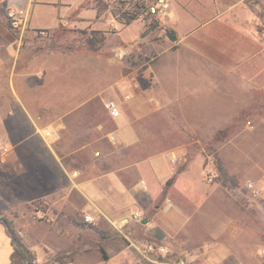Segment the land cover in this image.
Wrapping results in <instances>:
<instances>
[{
    "label": "crops",
    "instance_id": "crops-1",
    "mask_svg": "<svg viewBox=\"0 0 264 264\" xmlns=\"http://www.w3.org/2000/svg\"><path fill=\"white\" fill-rule=\"evenodd\" d=\"M151 1L0 0V81L2 74L8 73L7 87L13 88V101L20 102L32 119L49 113V127L39 131L69 128L70 119L95 117L87 114L85 106L102 99L106 104L114 102L119 115H111V134L117 143L112 151L93 160L94 166L102 164L108 169L91 176L78 169L70 175L73 184L67 181L62 186L54 205L64 209L70 193L83 201L88 198L92 205L84 213H92L94 223L101 216L112 222L109 214L117 216L126 210L128 215L118 223L120 229L138 222L131 217L139 205L143 219H148L147 224L141 223L143 219L139 222L146 239L167 244L171 250H183L192 246L189 241L193 223V212L186 209L183 201L193 200L197 211L204 215L201 206L215 187L204 181L203 157L180 159L188 151L186 139L191 135H211L215 126L244 114L250 100L228 89L232 80L249 93H264V24L258 21L256 5L248 0H171L167 16L143 17L140 11ZM9 10L24 15L22 32L9 27ZM65 28H91L110 34L105 38L106 45L102 43L98 50L69 49L62 40H50L51 46H35L36 30L45 29L55 35ZM168 31L175 39L169 37ZM19 81L34 93L26 97L19 92ZM41 86L47 89L43 99ZM214 94L223 101L227 113V122L222 124L213 123L201 110L207 106V96ZM34 102L57 103L59 107L42 105L34 111ZM152 124L157 125L160 135L185 137V141L165 138L166 143L155 148L158 153L133 164L138 177L129 184L121 178L118 168H112L117 159L114 153L121 148L141 147L143 136L153 134ZM0 137L11 146L10 140ZM26 147L32 155L37 152L35 157L42 166L59 164L65 168L62 160L66 156H52L51 150L42 145ZM43 176L36 175L31 180ZM148 189L151 199L162 198L150 212L139 203V197ZM11 199L19 206L25 201L17 196ZM120 208L124 209L119 211ZM83 222L94 224L85 222L84 214ZM5 231L8 234L6 226ZM209 246H203L199 256L190 251L189 264H226L225 250L221 253Z\"/></svg>",
    "mask_w": 264,
    "mask_h": 264
},
{
    "label": "rangeland",
    "instance_id": "rangeland-1",
    "mask_svg": "<svg viewBox=\"0 0 264 264\" xmlns=\"http://www.w3.org/2000/svg\"><path fill=\"white\" fill-rule=\"evenodd\" d=\"M248 1L256 5L258 21L264 24V0ZM93 32L97 33V38L102 34H110L109 31L100 32L91 28H65L60 29L58 34L51 35L48 30L39 29L35 31V46L42 48L51 46L50 40H62L69 49H88L87 38ZM106 41L107 39L103 46ZM21 46H25L24 40ZM2 75L0 135L10 140L12 151L7 162L0 163V215L21 240L25 239V242L22 240L25 246L35 253L36 259L32 264H155L143 257L133 245L144 246L152 242L146 239L139 221L126 224L120 229L118 223L120 218L128 215L126 210L124 214L117 216L109 214L112 222L101 216L96 223L86 224L83 222V214L90 210L87 206L92 205L88 198L84 197L83 201L75 193H70L64 209L54 205L62 193V186L67 181L68 184H73L70 175L77 173L78 169L85 176L108 169L102 164L97 165L98 167L93 164L95 158L112 151L117 143L115 139H109L113 123L107 101L102 99L85 106L87 114L95 117L86 115L83 119H70L69 128L66 129L54 131L51 127L39 131L49 127V113L43 112L40 119L28 116L24 106L12 99L13 88L7 87L8 73ZM23 82L17 83L20 85L16 86L18 91L26 97L34 93L29 87H25V82L22 86ZM237 85L232 80L228 89L236 94L239 92L250 100L244 114L228 124L215 126L211 135H191L186 139L189 143L188 151L180 159L203 157L204 181L215 187L201 206L204 215L197 211L193 200L183 201L186 209L193 212L189 241L192 246L187 247L188 250L172 248L175 258L181 255L188 257L190 251L191 255L199 256L203 246L210 245L209 247H215L221 253L225 250L226 264H264V255L260 253V250H264V195L255 196L245 187L250 180L264 185V93H249ZM40 89L43 99L47 89L43 86ZM78 89L81 90V87ZM31 105L34 111L42 105L53 109L59 107L57 103L34 102ZM223 109V101L215 94L207 96V106L201 108L204 116L212 118V122L216 124L227 122V113ZM193 123L199 124L200 120H193ZM158 130L157 125L152 124L153 134L143 136L141 147L121 148L113 152L117 159L112 168H118V173L127 183H132L138 177L133 164L158 153L155 148L166 143L165 138H183L185 141V137L160 135ZM160 130L163 128L160 127ZM47 131L50 136L45 135ZM26 144L46 146L51 150L52 156H66L62 160L65 168L59 164L42 166L41 160L35 157L37 152L32 155ZM145 174H148V170L144 171V176ZM34 175L43 177L32 181ZM11 196L25 201L19 206ZM191 198L196 197L191 195ZM161 201L162 198L158 197L151 199L149 189L139 197V203L145 205L144 209L149 212ZM134 208L135 212H141L142 207L139 205ZM122 209L124 208L118 210ZM35 245L38 250L32 248ZM12 248L11 237L0 221V264H11L9 258Z\"/></svg>",
    "mask_w": 264,
    "mask_h": 264
},
{
    "label": "built area",
    "instance_id": "built-area-1",
    "mask_svg": "<svg viewBox=\"0 0 264 264\" xmlns=\"http://www.w3.org/2000/svg\"><path fill=\"white\" fill-rule=\"evenodd\" d=\"M126 1V0H123ZM171 7V0H152L142 7L141 14L143 17L145 16H167ZM141 16V15H140ZM7 19L9 27L18 32H22L25 23L24 15L16 10H9L7 12ZM24 28V29H23ZM107 108L110 110V113L113 117H117L119 115V110L115 106L114 102H108ZM45 135L50 136V132H46ZM110 140H114V135L109 136ZM11 146L10 144L0 137V163H5L9 159L11 154ZM146 188V186H143ZM245 187L251 191L255 196H263L264 195V185H260L254 181H247ZM133 220L141 221L143 219V215L141 212L136 211L133 213ZM84 221L87 223H94L95 217L92 213H84ZM128 220H124L122 225H124ZM121 225V227H122ZM137 250L152 263L155 264H189V259L186 255L174 257L172 250L163 244H158L156 242H148L144 246H139L133 244ZM260 253L264 255V250H260Z\"/></svg>",
    "mask_w": 264,
    "mask_h": 264
},
{
    "label": "trees",
    "instance_id": "trees-1",
    "mask_svg": "<svg viewBox=\"0 0 264 264\" xmlns=\"http://www.w3.org/2000/svg\"><path fill=\"white\" fill-rule=\"evenodd\" d=\"M167 33L170 38L175 39L173 32L168 31ZM96 34H97L96 32H93L92 36L87 38V45L92 50H98L106 38L105 34H102L101 37L99 38H97ZM0 220L2 221L1 215H0ZM4 221L7 224L4 225L6 226V230L11 237V242L13 247V251L10 256V262L12 264H32L33 261L36 259L35 253H33L30 249H28L25 246V244L21 241L19 236H17L12 231L11 227L9 226V223L6 220Z\"/></svg>",
    "mask_w": 264,
    "mask_h": 264
},
{
    "label": "water",
    "instance_id": "water-1",
    "mask_svg": "<svg viewBox=\"0 0 264 264\" xmlns=\"http://www.w3.org/2000/svg\"><path fill=\"white\" fill-rule=\"evenodd\" d=\"M1 219H2V221L4 222V224L7 225L6 222L4 221V219H3V218H1ZM141 223H142V224H147V223H148V219H143V220L141 221Z\"/></svg>",
    "mask_w": 264,
    "mask_h": 264
}]
</instances>
